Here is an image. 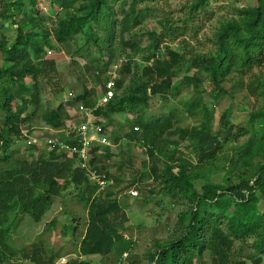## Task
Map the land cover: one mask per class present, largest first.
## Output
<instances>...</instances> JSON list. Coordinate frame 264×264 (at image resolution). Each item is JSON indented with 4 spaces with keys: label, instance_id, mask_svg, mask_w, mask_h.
Wrapping results in <instances>:
<instances>
[{
    "label": "trees",
    "instance_id": "obj_1",
    "mask_svg": "<svg viewBox=\"0 0 264 264\" xmlns=\"http://www.w3.org/2000/svg\"><path fill=\"white\" fill-rule=\"evenodd\" d=\"M156 1L51 0L61 7L63 16L53 32L44 29L40 34L35 29L40 21L36 17L39 1L6 0L8 13H0V18L12 19L17 25V16L21 15V22L27 23L29 28L19 27L17 38L10 46L0 40V114L3 116L0 127V264H10L7 235L12 213L18 211L37 222L41 221L53 198L59 197L67 188L62 181L74 185L79 200L88 209V225L79 250L82 259L71 261L72 264H92L84 258L109 255L125 242L119 230L120 222L127 220L122 204L109 190L110 187L99 191L90 182L86 171L77 166V156L61 152L57 145H49V151H42L38 159L29 162L18 155L20 149L16 146L34 136L31 128L28 131L23 128L33 117L32 114L27 115L30 106L39 104L37 85L29 87L27 79L36 80L46 74V64L54 66L52 62H44V49L39 36L49 38L54 35L59 44L83 36L81 50L92 44L103 53V45H111L119 31L123 47L140 54L141 44L137 42V37L127 40L125 36L139 24V4ZM189 2L197 11L204 9L209 0ZM115 4L120 5L119 11ZM239 18L222 25L217 34L218 52L215 56H198L188 68L209 74L212 94L215 93L217 98L227 93L221 83L228 80L233 72L246 73L255 66H264V0H253L252 5L240 11ZM100 30L104 32V38L97 35ZM151 40L153 43L148 55L144 56L146 67L142 71L146 84L138 87L133 94H116L95 112L97 118L102 116L111 121L114 114L144 111L150 108L153 97L168 100L172 91L174 95L180 92V88L173 84L176 72L187 62L185 57L170 48L164 53H156L157 36L152 34ZM108 51L112 50L109 48ZM125 67L129 71V65ZM185 80L191 84L198 82L194 77H186ZM250 90L253 94L261 91L264 97V79L254 83ZM91 95L89 91L80 93L72 100L71 106L83 104L93 107ZM185 106L191 115L202 108L205 119L200 127L179 131L180 137L191 141L195 161L181 150L167 155L166 144L160 147L158 154L149 149L153 160L150 190L152 194L155 189L159 193L165 192L176 201L189 203L190 207L180 215L176 237L159 245L150 257V264H193L195 258H202L205 253L210 254L212 264H233L232 257L238 243H252L254 251L264 255V211L259 213L258 197L261 194L264 198V107L251 117L252 123H258L259 131L251 137L242 154L231 161L224 182L216 184L210 181L216 173L213 162L221 153V141L228 140L230 130H225L224 118L216 132L212 133L208 109L201 107V102ZM60 112L65 114L67 111L60 106L54 115L60 116ZM136 123L137 132L139 129L150 131L156 128L145 120L143 114L136 118ZM59 138L69 146L81 147L78 141L69 137L60 135ZM118 142L119 139L116 140ZM102 146L93 147L91 160L94 170L100 174L102 169L96 165V155L101 148H109ZM159 156L165 157L166 163ZM155 162L165 164L164 168L160 169ZM199 181L203 182L200 190L197 187ZM118 252L123 254L126 248L122 247ZM31 260L32 264H54L57 261L55 256L47 258L40 254H34Z\"/></svg>",
    "mask_w": 264,
    "mask_h": 264
},
{
    "label": "rangeland",
    "instance_id": "obj_2",
    "mask_svg": "<svg viewBox=\"0 0 264 264\" xmlns=\"http://www.w3.org/2000/svg\"><path fill=\"white\" fill-rule=\"evenodd\" d=\"M38 1L36 17L40 21L35 29L40 34L44 29L53 32L63 16L61 7L51 0ZM6 3V0H0V13H8ZM252 3L253 0H209L204 9L197 11L192 9L189 0H158L139 4V24L125 37L127 40L137 37V42L141 44L140 54H134L123 47L119 41V31L111 45H103V53L92 44L81 50L84 45L83 36L64 44L57 43L54 35L49 38L39 36L38 40L44 49V62H52L54 66L46 64V74L40 75L36 80L27 79L29 87L37 85L39 104L30 106L27 115L32 114L33 117L23 128L25 131L31 128L34 133L32 139H37L38 142L34 144L30 140L18 144L16 148L20 149L18 155L29 162L38 159L42 151L50 150V140L53 141L60 135L67 136L75 127L87 123L79 114L72 117L74 112L69 107L72 102L70 93L77 97L80 93L89 91L92 94L90 102L94 106L104 96L111 81L117 83L115 92L120 96L133 94L138 87L146 84L142 71L146 67L144 56L148 55L153 43L152 34L157 36L155 45L158 49L154 52L164 53L170 48L183 55L187 61L174 78L173 86L180 88L177 95L172 94V91L168 100L160 96L153 97L150 108L114 114L111 121L102 116L95 118L98 125L103 124L100 125L103 128L102 138L109 144L101 145L109 148L99 150L96 165L102 169V174L99 173L102 177L106 175L110 178L109 181L115 183L109 190L118 197L127 220L120 222L119 230L125 238L121 248H116L109 255L84 260L92 264H150V257L159 245L176 237L180 215L189 209L190 204L176 201L165 192L159 193L157 189L154 194L151 193L153 177L150 167L153 160L149 149L158 154L160 147L166 144L167 155L181 150L189 157H194L191 141L180 137L179 131L200 127L205 119L202 108L191 115L185 104L201 102V107L208 109L211 113L212 133L216 132L224 118L223 122L227 125L225 130H230L228 140L221 141V153L213 162L216 173L210 177L212 183L224 182L231 161L242 154L251 137L259 131L258 123H252L251 117L264 107V97L260 94L261 91L253 94L250 89H253L254 83L264 79V66H255L246 73L233 72L228 80L221 83L227 93L220 98L215 93L212 94L208 73L197 69L188 70L196 57L217 54V34L222 25L239 20L240 11ZM119 6L115 4L117 11ZM17 21L18 24L14 25L12 19L0 18V40H4L7 46L16 40L19 27L29 28L27 23L21 22V15L17 16ZM97 35L104 38L102 30L97 31ZM109 48L112 51H108ZM126 64L129 65V71ZM186 77H194L198 82L188 83ZM60 106L68 113L54 115ZM141 114L150 125H156V128L150 131L139 129L137 132L136 118ZM2 118L0 114V127ZM56 124L60 126L55 127ZM92 150L93 148L90 150L91 160ZM61 152L68 153L65 150ZM159 157L166 163L165 157ZM156 165L162 169L165 164ZM62 184L67 188L59 197L53 198L41 221L37 222L18 211L12 213L7 235L10 264H32L31 257L34 254L47 258L55 256L57 261L61 257H68L70 261L80 257V244L88 225V209L79 200L74 185L64 181ZM202 185L203 182L199 181V190ZM131 191L138 192L139 196L133 198ZM258 197L259 213L262 214L264 198L261 194ZM251 244L236 245L233 264H264V255L257 254ZM122 247L126 248V252L120 254L118 251ZM193 264H212L210 254L205 253L202 258H195Z\"/></svg>",
    "mask_w": 264,
    "mask_h": 264
},
{
    "label": "built area",
    "instance_id": "obj_3",
    "mask_svg": "<svg viewBox=\"0 0 264 264\" xmlns=\"http://www.w3.org/2000/svg\"><path fill=\"white\" fill-rule=\"evenodd\" d=\"M115 87H116V82L111 81L108 84L107 92L104 94V96L100 98L98 103L95 104L93 107H87L83 104H78L77 106L69 105V107L72 108L71 110H73L74 112V115L72 117L77 116L79 114L82 116L83 120L86 119L87 121V123L84 124L83 126L75 127L76 129H74L73 132H71L66 136L71 138V140L73 141L74 140L78 141L79 144L81 145L80 148L69 146L63 141H61L60 138H57L53 141L52 140L49 141V145H57L59 146L60 150L67 151L68 154H70V156H77L78 167L86 171L90 182L93 185L97 186L99 191H105L108 187L114 185V182L109 181V179H107L105 176L102 177L97 171L94 170L93 166L90 165V161H91L90 150L96 145H109L108 143H106L104 138H102L103 128L102 126L97 124L96 121L97 117L95 115V112L100 107H104L109 101H111L116 96L117 93L115 92ZM70 97H72L70 98L71 100L75 98L73 93H70ZM88 123H90L91 125H89ZM135 129L138 130V128ZM31 141L34 144H37L38 142L37 139L33 140L32 138ZM130 194L131 196H133V198H137L139 196L138 192L135 191H131ZM78 259H82V258L79 257ZM54 264H72V262L69 260L68 257H61Z\"/></svg>",
    "mask_w": 264,
    "mask_h": 264
},
{
    "label": "crops",
    "instance_id": "obj_4",
    "mask_svg": "<svg viewBox=\"0 0 264 264\" xmlns=\"http://www.w3.org/2000/svg\"><path fill=\"white\" fill-rule=\"evenodd\" d=\"M133 202V201H132Z\"/></svg>",
    "mask_w": 264,
    "mask_h": 264
}]
</instances>
